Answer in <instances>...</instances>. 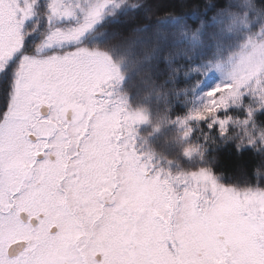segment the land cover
I'll list each match as a JSON object with an SVG mask.
<instances>
[{"label":"snow or ice","instance_id":"snow-or-ice-1","mask_svg":"<svg viewBox=\"0 0 264 264\" xmlns=\"http://www.w3.org/2000/svg\"><path fill=\"white\" fill-rule=\"evenodd\" d=\"M110 3L59 23L74 10L48 0L39 33L29 27L39 0H0V264H264V0H192L194 16L211 7L230 17L229 32L244 29L223 60L218 50L194 59L200 19L127 70V55L85 42ZM211 71L220 82L186 104L191 74ZM151 97L155 108L143 103ZM147 126H173V159L141 150ZM215 136L252 150L250 177L223 182L207 155Z\"/></svg>","mask_w":264,"mask_h":264},{"label":"trees","instance_id":"trees-1","mask_svg":"<svg viewBox=\"0 0 264 264\" xmlns=\"http://www.w3.org/2000/svg\"><path fill=\"white\" fill-rule=\"evenodd\" d=\"M129 2H132V0H129ZM135 2L137 3L136 8L120 4V0H115V5L111 3L105 12L104 16L107 17L104 24L89 33L85 41L90 47L95 45L101 50L108 52L114 60H119L121 56L127 55L128 62L123 65L125 70L132 69L133 61L145 47H151L153 43L164 44L171 42L174 39V31L185 21H192V23L198 24L200 19L204 20V27L198 34L199 42L195 43L198 51L194 59L197 60L200 58L207 59L217 50L220 53L219 58L223 60L242 38L240 33L244 29L242 27L240 29L233 28L229 32L225 26L228 24L230 17H214L211 7L198 11L195 16L191 11H187L192 4V0H143L142 3L141 0H135ZM200 3L202 4L203 0H200ZM182 10L185 11L183 15H170L172 12L180 13ZM241 15H243V12H241ZM245 19L249 27L256 22L251 16H246ZM122 35L129 37L127 41L122 40ZM133 40L135 41L133 42ZM185 40L187 46H192L193 42L190 38H185ZM201 47L203 48V53L199 51ZM129 49L132 50L131 54L128 52ZM193 66H198V64ZM138 69L139 66L133 70L134 73ZM214 72L207 73L203 78L199 74H191L189 91L182 95L181 99L186 100V104L193 106L201 86L210 78H216V73ZM197 80H199V84L193 88L192 85H195ZM138 84L139 77L134 74L133 81L130 82L129 87L135 92ZM4 86L3 82L0 86V104L3 103ZM143 103L155 108L159 101L155 97H151L143 101ZM180 106L183 107L184 105ZM199 128L206 131L203 122L200 123ZM151 131L154 133L150 136ZM144 133L147 136L149 135L151 140H154V149L157 155H164L169 159L175 157L177 146L171 139L173 126L162 127L157 130H153L152 126H147L144 128ZM193 135L194 137L196 136V131H194ZM213 139L216 141L214 146H211L208 141H203L202 137L198 142L210 145L207 155L215 156L214 170L223 174V182H243L245 173L250 177L252 166L256 160L252 150L246 148L237 152L233 143L223 142L218 136L213 137ZM195 163L196 161L183 158L179 160L181 167H194Z\"/></svg>","mask_w":264,"mask_h":264},{"label":"rangeland","instance_id":"rangeland-1","mask_svg":"<svg viewBox=\"0 0 264 264\" xmlns=\"http://www.w3.org/2000/svg\"><path fill=\"white\" fill-rule=\"evenodd\" d=\"M47 2H48V0H39V5H38V7H37V9H36V11L34 13V19L29 24V27H31L34 24L37 32H39V33H44L48 29ZM96 2H97V0H62V3H64L65 5L70 6L74 10V15L72 17L68 18L67 21L61 20V21H59V23H76V22H78L79 20L82 19L84 13L88 10V8L92 7ZM112 4L115 5V0H112ZM108 6H106V8L104 9V11H103L100 19L98 20V22L93 26L92 29L89 30V32L87 34V37H88L89 33L93 32L94 30H96V28H99L100 26H102L104 24V22L106 20V17H107V16H104V15H105V12H106ZM112 13H114V12H112ZM135 40H133V42ZM214 73H216L215 75L217 76V78H215V77L210 78L209 80H207L201 86L193 106H196V105H198V104L203 102V98H202L201 94L204 91H206L207 89L213 87L216 83L220 82V80L222 78V73H218L216 71ZM3 82L4 81L2 79H0V86H1V84ZM2 105H3V103L0 104V106H2ZM153 133L154 132L151 131L150 136ZM140 136L143 138L144 142H147V138H146V136H144V132L143 131L141 133V130H140ZM141 150L142 151L143 150L152 151V148H151L150 145L144 144V148L142 147ZM160 157H162V155L161 156H156L155 155V158H160ZM175 164H176V161L174 160L173 161V165L175 166Z\"/></svg>","mask_w":264,"mask_h":264}]
</instances>
